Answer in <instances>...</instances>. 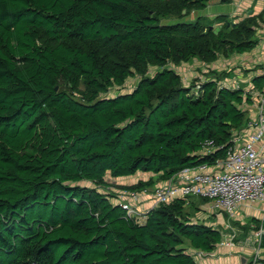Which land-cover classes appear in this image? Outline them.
<instances>
[{"label": "trees", "instance_id": "obj_1", "mask_svg": "<svg viewBox=\"0 0 264 264\" xmlns=\"http://www.w3.org/2000/svg\"><path fill=\"white\" fill-rule=\"evenodd\" d=\"M209 1L0 0V264H198L196 252L222 242L223 226L193 220L191 197L141 224L120 205L143 212V191L224 159L249 121L241 106L251 96L221 84L233 70L200 72L189 85L178 72L258 44L262 15L188 20ZM135 76L131 91L108 96ZM252 84L260 90L264 75ZM137 172L159 181L106 180ZM236 224L264 229L255 218Z\"/></svg>", "mask_w": 264, "mask_h": 264}, {"label": "built area", "instance_id": "obj_2", "mask_svg": "<svg viewBox=\"0 0 264 264\" xmlns=\"http://www.w3.org/2000/svg\"><path fill=\"white\" fill-rule=\"evenodd\" d=\"M221 84L230 90L239 89L235 83ZM261 96L254 118L249 119L244 129L233 132L224 159L217 160L211 166L203 164L194 169H184L168 182L154 187L153 191H143L142 195L152 200L151 207L143 212L135 210L130 203L121 202L127 216L141 224L149 210L187 197L207 199L209 210L220 218L227 215L228 220L234 219L235 212L243 204L264 207V95ZM242 107L244 105L241 106L243 110ZM213 150L211 141L203 144L202 151L205 154ZM129 197L135 200L137 195L130 194ZM262 215L264 219V210ZM263 233L262 228L255 232L256 244H260ZM233 238L234 235L230 238L225 236L221 243L232 248ZM205 256V253L196 252L195 261ZM256 260L252 264H256Z\"/></svg>", "mask_w": 264, "mask_h": 264}, {"label": "crops", "instance_id": "obj_3", "mask_svg": "<svg viewBox=\"0 0 264 264\" xmlns=\"http://www.w3.org/2000/svg\"><path fill=\"white\" fill-rule=\"evenodd\" d=\"M195 13L196 18L203 17L206 22H212L216 17L220 16H224V21L231 24H236L246 17L257 15H262V19L264 20V0H229V3H223L221 0H210L206 4V8L204 10L196 11ZM221 24L222 23L220 22V24L211 25L217 27L221 26ZM256 37L258 39V44L253 50L249 52L243 54L233 53L227 58L220 56L214 63L210 65L203 64L198 61H195L189 66L188 64H183L180 68H178V72L181 75V73L185 72L187 66L199 68L203 67L200 72H207V70L213 69L225 72L233 70L232 79L226 81L224 80V82L229 84L235 83L239 89L244 91L246 95H250L253 102L250 105L243 104L244 108H242L247 112V114H252V111L255 113L256 106L263 97L261 95H264V85L259 90L257 88H253L252 84L253 80L264 75V72H261V70H264V24L259 25ZM261 67L262 69H260ZM200 72L197 73L198 76ZM242 84L244 87L241 86ZM124 180L127 179L124 178ZM133 184H135V182L130 181L128 184L114 185L131 186ZM193 198L201 199L199 197ZM149 199L150 198H145V201L143 204H141L140 209L145 211L151 207L152 201H149ZM205 205L206 209L203 211V208L201 207L200 211H202V213L197 215V219L199 221L209 219L208 221L204 222L210 226H214L215 224L220 225L222 222H224L223 218L216 216L209 210V204ZM239 209H241L240 212H238ZM263 210L264 207L262 205L243 204L235 212L234 220H237L241 224H243L244 221L248 220L249 218H255L260 221H264L262 218ZM204 212H206L207 215ZM210 219L212 220V223L209 222ZM253 233L254 232L252 231L251 237L248 234L244 240L238 241L236 243L234 242L232 248H228L222 243L218 244L213 252L205 253L206 256L196 260V262L198 264H242V259H245V264H248L253 263L254 259H264V251L260 249L259 244H254L255 236Z\"/></svg>", "mask_w": 264, "mask_h": 264}, {"label": "rangeland", "instance_id": "obj_4", "mask_svg": "<svg viewBox=\"0 0 264 264\" xmlns=\"http://www.w3.org/2000/svg\"><path fill=\"white\" fill-rule=\"evenodd\" d=\"M196 13L194 12L192 15H191V17H189L188 18V20H190V21H194L195 19H196ZM177 22V20L176 19H174V18H171V19H167V20H164V21H162V23H165V24H172V23H176ZM205 24H208V22H205ZM233 25V24H232ZM194 62H191V63H189L188 64V66L189 65H191V64H193ZM187 66V68H186V70H185V72L184 73H181V76H182V80H183V82L185 83V84H187V85H189V83L193 80V79H195V78H197V77H199L198 75H197V73L198 72H200L202 69H203V67H188ZM167 67H170V68H172L173 70H175L176 72H177V67H173V66H171V65H168ZM260 69H262V67L260 68ZM157 70H159V68H157V67H152V68H150L149 69V72H148V74L149 75H152V74H154V72L155 71H157ZM198 71V72H197ZM217 71H219V72H221L220 70H217ZM264 72V70H261V72ZM185 74V75H184ZM200 74V73H199ZM137 82H138V77H132V78H129L127 81H126V83L124 84V86L122 87V88H115V89H113L109 94H108V96H113V95H115L116 93H124V92H129V91H131L132 90V88H134V86L137 84ZM222 83H225V82H222ZM227 85H229V83H227ZM242 87H244V85L242 84L241 85ZM82 89V88H81ZM248 116H249V118H254V112L252 111V114H247ZM152 177H154V176H152L150 173H142V172H137L135 175H133V176H128V177H124V178H126L127 180H124V178H110V177H106V180L108 181V182H112L113 184H128L130 181H133V182H137V181H139V180H142V181H148L149 180V178H152ZM154 180H155V183L156 182H158L159 181V178L158 177H154ZM87 186H88V184H86ZM189 202H192L193 204H192V207H189L188 208V205H187V211L192 215V216H194V215H196V218L194 219L193 218V220L195 221V222H202V223H205L204 221H208L209 219H207V220H204V221H199L197 218H198V216L197 215H200L201 213H202V211H199V212H197V211H195L194 209H193V207H197V208H200L201 209V207L203 208V211H204V209H206V205H204V203H202L200 200H196L195 198L193 199V197H191V200L189 201ZM249 205V204H248ZM240 210L241 209H239L238 210V212H240ZM197 212V213H196ZM206 215H207V213L206 212H204ZM211 217H214V216H211ZM250 219H254V218H250ZM221 220V219H220ZM223 220H224V225H218V224H215L213 227H217V226H223L225 229H226V231L225 230H223V231H225V233H223L222 235H223V238L225 237V236H227L228 238H230L232 235H234V238H233V243L235 242H238V241H242V240H244L245 239V237L246 236H248V234H249V236L251 237V232L253 231V230H249V232L246 234L245 232H247L246 230H240L241 231V233H239V232H237V224H236V222H237V220H235V221H232V220H228L227 218H224L223 217ZM209 222H211L212 223V220L210 219V221ZM214 222V221H213ZM206 224V223H205ZM207 225H209V224H207ZM246 225L247 224H245V225H243L242 227H246ZM241 227V228H242ZM240 228V229H241ZM254 233H253V235H255V231H253ZM255 245H256V242L254 243Z\"/></svg>", "mask_w": 264, "mask_h": 264}, {"label": "water", "instance_id": "obj_5", "mask_svg": "<svg viewBox=\"0 0 264 264\" xmlns=\"http://www.w3.org/2000/svg\"><path fill=\"white\" fill-rule=\"evenodd\" d=\"M241 263H242V264H245V259H242Z\"/></svg>", "mask_w": 264, "mask_h": 264}]
</instances>
